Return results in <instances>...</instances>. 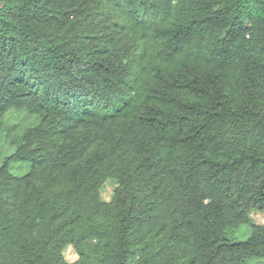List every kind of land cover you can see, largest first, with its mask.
I'll list each match as a JSON object with an SVG mask.
<instances>
[{
    "label": "trees",
    "instance_id": "1",
    "mask_svg": "<svg viewBox=\"0 0 264 264\" xmlns=\"http://www.w3.org/2000/svg\"><path fill=\"white\" fill-rule=\"evenodd\" d=\"M4 135L0 264L263 258L264 0H0Z\"/></svg>",
    "mask_w": 264,
    "mask_h": 264
},
{
    "label": "rangeland",
    "instance_id": "2",
    "mask_svg": "<svg viewBox=\"0 0 264 264\" xmlns=\"http://www.w3.org/2000/svg\"><path fill=\"white\" fill-rule=\"evenodd\" d=\"M2 124L6 127H10L15 123H18V113L14 109H9L1 119ZM14 146H12L9 137H4L0 141V165L2 162L12 154L14 151ZM116 182L113 179H108L102 186L100 190L101 199L104 202H110L114 196L116 189ZM251 222L256 225L264 224V210L263 211H253L250 214ZM97 219H93L95 221ZM63 256L67 263H73L77 260L78 256L72 246H66L63 251ZM244 264H264L263 258H251L247 259Z\"/></svg>",
    "mask_w": 264,
    "mask_h": 264
}]
</instances>
